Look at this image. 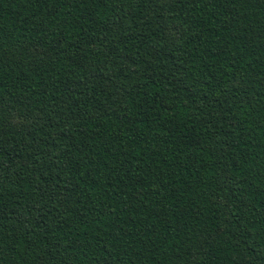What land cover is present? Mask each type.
I'll return each instance as SVG.
<instances>
[{
	"label": "trees",
	"instance_id": "obj_1",
	"mask_svg": "<svg viewBox=\"0 0 264 264\" xmlns=\"http://www.w3.org/2000/svg\"><path fill=\"white\" fill-rule=\"evenodd\" d=\"M0 264H264V0H0Z\"/></svg>",
	"mask_w": 264,
	"mask_h": 264
}]
</instances>
